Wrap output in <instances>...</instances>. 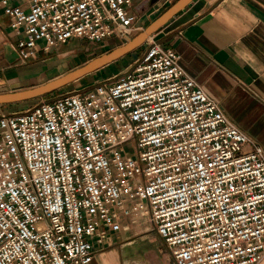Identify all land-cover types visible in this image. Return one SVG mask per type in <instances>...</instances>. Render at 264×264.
<instances>
[{
    "label": "built area",
    "instance_id": "built-area-1",
    "mask_svg": "<svg viewBox=\"0 0 264 264\" xmlns=\"http://www.w3.org/2000/svg\"><path fill=\"white\" fill-rule=\"evenodd\" d=\"M145 1L0 4L27 62L72 38L126 44ZM144 45L131 73L0 115V264H90L145 215L177 264L264 261L263 145L174 48Z\"/></svg>",
    "mask_w": 264,
    "mask_h": 264
},
{
    "label": "crops",
    "instance_id": "crops-1",
    "mask_svg": "<svg viewBox=\"0 0 264 264\" xmlns=\"http://www.w3.org/2000/svg\"><path fill=\"white\" fill-rule=\"evenodd\" d=\"M158 1L154 7L145 1L148 14L143 19L149 23L160 15L156 6L166 0ZM12 2L29 7L28 0ZM147 23L143 20L144 28ZM11 24L12 16L0 4V93L41 85L118 46L70 64L65 59L75 53V39H82L72 38L54 55L40 51L23 62L17 52L21 35ZM154 35L181 55L185 69L220 102L231 120L264 147V0H193ZM52 62L58 68L51 72ZM111 233L114 244L98 248L90 264H177L165 239L145 218L137 222L126 218L123 230Z\"/></svg>",
    "mask_w": 264,
    "mask_h": 264
},
{
    "label": "water",
    "instance_id": "water-1",
    "mask_svg": "<svg viewBox=\"0 0 264 264\" xmlns=\"http://www.w3.org/2000/svg\"><path fill=\"white\" fill-rule=\"evenodd\" d=\"M155 1L150 0V3L153 4ZM191 2L193 0H176L126 44L117 46L111 51L103 53L61 76L29 89L0 93V105L20 103L41 97L119 60L128 53L141 47L149 37L156 34L160 28L166 25Z\"/></svg>",
    "mask_w": 264,
    "mask_h": 264
},
{
    "label": "rangeland",
    "instance_id": "rangeland-1",
    "mask_svg": "<svg viewBox=\"0 0 264 264\" xmlns=\"http://www.w3.org/2000/svg\"><path fill=\"white\" fill-rule=\"evenodd\" d=\"M174 1L175 0H171V1H168L166 4H164L163 7L160 8V10L156 12L157 15L159 13L161 14ZM158 6H156V8ZM146 17L147 16H145L144 18H146ZM143 20L146 23L148 22L146 19H143ZM148 23H147V25H148ZM108 41H113V38H108ZM75 42L77 43L76 48H74V49H76L75 53H72L71 55H69L65 59V60H68L67 62H69L70 64H74L75 62L82 60L83 58L87 57L88 55H90V56L96 55V53L106 50L107 47H112L113 45H115V44H109V45L104 46L102 48H100V47L97 48L98 46L103 45V44H99V43L90 41V40L85 39V38L75 39ZM66 46H67V44H64L63 46H61L59 48L60 50H58V51L60 52L61 50L66 48ZM84 47H85V49H84ZM145 48H146V45H143L142 47H139L137 50L133 51L132 53H129L128 55H126L125 57L120 59L119 61L112 63L111 65H108L106 67H103V68H101V69H99V70H97L91 74L86 75L85 77H83L81 79H78V80L72 82L71 84H69L67 86H64L60 89H57L51 93L45 94L41 97H38V98H35L32 100H28V101H24V102H20V103L0 105V115L1 114H8V113H19V112H22V111L34 106L36 103H38L42 99L52 100V99H54L60 95L72 94V93H76L78 91H83L87 88L94 86L99 81H102L104 79H107L110 77H118L121 74L125 73L126 71L131 73L134 66H135V62L141 56V54L144 52ZM58 51H55V50L50 51L52 53H49V55H54ZM52 63L53 64H51V66H50L51 72L55 71V69L58 68V66H56L57 63L56 64H55V62H52ZM130 148H131V146L128 145V150H131ZM144 218L146 219L147 215H145ZM147 224H148V222H147Z\"/></svg>",
    "mask_w": 264,
    "mask_h": 264
}]
</instances>
